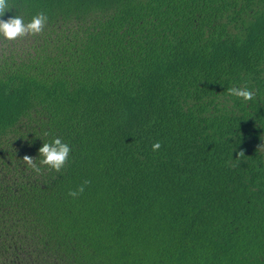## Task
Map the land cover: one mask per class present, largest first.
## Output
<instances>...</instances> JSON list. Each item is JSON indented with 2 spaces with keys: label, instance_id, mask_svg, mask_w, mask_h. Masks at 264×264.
<instances>
[{
  "label": "trees",
  "instance_id": "16d2710c",
  "mask_svg": "<svg viewBox=\"0 0 264 264\" xmlns=\"http://www.w3.org/2000/svg\"><path fill=\"white\" fill-rule=\"evenodd\" d=\"M9 4L0 264H264V0Z\"/></svg>",
  "mask_w": 264,
  "mask_h": 264
},
{
  "label": "clouds",
  "instance_id": "9594fccd",
  "mask_svg": "<svg viewBox=\"0 0 264 264\" xmlns=\"http://www.w3.org/2000/svg\"><path fill=\"white\" fill-rule=\"evenodd\" d=\"M11 9L9 0H0V36L5 39H15L18 36H24L25 34H35L42 30L43 25L47 21V16L41 12L25 22L23 17L18 15H11L7 18L4 17L6 10ZM227 92L230 95L241 97L244 100H249L253 96V92L248 88L241 87H229ZM153 148L159 147V142L152 145ZM70 145L61 140L60 137L55 136L50 141H43L38 148L39 161L34 162L32 157L25 156L28 164L37 172L41 170L40 165L48 166L51 169L57 171L61 170L68 159ZM88 181L85 180L83 184L78 185L74 189L69 190V195L76 196L78 193L84 191V185Z\"/></svg>",
  "mask_w": 264,
  "mask_h": 264
}]
</instances>
